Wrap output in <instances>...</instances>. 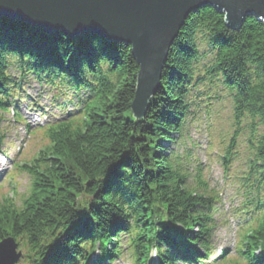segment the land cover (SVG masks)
Masks as SVG:
<instances>
[{"label":"trees","instance_id":"trees-1","mask_svg":"<svg viewBox=\"0 0 264 264\" xmlns=\"http://www.w3.org/2000/svg\"><path fill=\"white\" fill-rule=\"evenodd\" d=\"M97 36L49 37L18 20L0 19V141L2 115L9 113L13 94L11 70L53 87L92 91L82 115L49 129L52 145L38 161L28 200L18 210L7 201L0 206V239L7 231L25 241L29 255L45 259L51 250L47 264H77L82 245L112 244L133 218L149 227L147 238L137 236L142 244L162 237L181 255L190 253V243L208 248L213 206L186 187L170 148L190 111L189 83L206 75L229 94L236 133L244 136L241 185L251 178L256 196L251 202L259 204L258 216L243 229L240 255L247 264H264V22L248 17L232 30L214 8L191 13L142 119L132 113L139 73L132 48ZM203 43L211 54L208 62L200 51ZM160 209L168 210L173 223L199 231L180 242L169 229L157 233L154 216L162 214ZM199 259L195 255L190 261Z\"/></svg>","mask_w":264,"mask_h":264},{"label":"rangeland","instance_id":"rangeland-1","mask_svg":"<svg viewBox=\"0 0 264 264\" xmlns=\"http://www.w3.org/2000/svg\"><path fill=\"white\" fill-rule=\"evenodd\" d=\"M43 32L49 37L56 35V33ZM91 35L95 37L97 34ZM76 37L67 38L70 40L76 39ZM98 39L104 38L99 36ZM200 51L206 56L204 62L212 59L206 44L200 45ZM191 84L195 85V82L191 81ZM217 86L218 84L209 91L211 102L203 104L198 111L194 110L193 115L189 118L185 136L176 153L182 158L181 163L189 177L190 189L196 192L206 191L208 197L215 203L216 230L210 244V258L203 264H245L238 255V243H240L238 234L240 228L245 227V222L250 218V215H243L241 212L242 202L238 198L235 187L236 180L234 179L235 171L239 172L242 169L243 149L238 135L235 137L236 128L233 124L230 102L224 93L218 92L216 95ZM25 89L24 95L32 96V107L27 108L25 103L22 104L19 109L22 122H20L21 118L17 120L8 114L2 115L4 123L1 127V130L5 131V139L0 151V170H2L0 204L5 199H10L13 200L16 207H19L18 205L26 196L30 186L29 176L22 172L20 167L29 164L44 148H47L49 141L40 131V126L48 121L46 115L54 112L52 109L46 110L48 107L51 108L50 99L38 98L39 88L36 85L28 86ZM217 96L221 99L216 101ZM40 107L43 111H40ZM26 126L30 127V130H27ZM240 136L244 142V136L242 134ZM234 137L236 138L235 147L234 150H231ZM229 152L235 153L237 156L236 168V164L233 162L227 164L224 160ZM199 175L202 176L205 187L198 182ZM225 250H230L231 254L227 259L222 260L220 258ZM132 254L131 248L126 250L125 256L117 260L115 264H134L133 257L131 258ZM149 264H152V261Z\"/></svg>","mask_w":264,"mask_h":264},{"label":"water","instance_id":"water-1","mask_svg":"<svg viewBox=\"0 0 264 264\" xmlns=\"http://www.w3.org/2000/svg\"><path fill=\"white\" fill-rule=\"evenodd\" d=\"M205 7L223 14L232 30L240 29L248 17L264 22V0H0V19L69 38L97 34L131 47L139 66L132 113L142 119L161 88L170 49L185 21ZM19 258L0 251V264Z\"/></svg>","mask_w":264,"mask_h":264},{"label":"bare ground","instance_id":"bare-ground-1","mask_svg":"<svg viewBox=\"0 0 264 264\" xmlns=\"http://www.w3.org/2000/svg\"><path fill=\"white\" fill-rule=\"evenodd\" d=\"M172 226H173V221L169 218L168 214L158 218L155 221V227L157 229H162V228L170 229ZM6 233L9 234L7 231Z\"/></svg>","mask_w":264,"mask_h":264}]
</instances>
